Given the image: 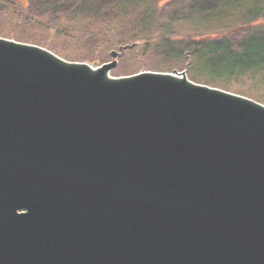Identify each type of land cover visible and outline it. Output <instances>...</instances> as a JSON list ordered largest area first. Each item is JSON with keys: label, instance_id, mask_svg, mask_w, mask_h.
Segmentation results:
<instances>
[{"label": "water", "instance_id": "1", "mask_svg": "<svg viewBox=\"0 0 264 264\" xmlns=\"http://www.w3.org/2000/svg\"><path fill=\"white\" fill-rule=\"evenodd\" d=\"M0 37V264H264V104L185 71L114 77Z\"/></svg>", "mask_w": 264, "mask_h": 264}, {"label": "rangeland", "instance_id": "2", "mask_svg": "<svg viewBox=\"0 0 264 264\" xmlns=\"http://www.w3.org/2000/svg\"><path fill=\"white\" fill-rule=\"evenodd\" d=\"M24 10L26 4L22 7L17 0H0V37L39 45L67 60L94 67L110 62L112 51L136 44L121 52L112 76L185 71L196 83L264 104V82L259 73L231 75L224 64L217 68L208 64L213 57L235 51L237 45L242 49L246 37L264 36V0H136L128 11H121L127 19L114 35L106 36L102 44L88 46L55 28L20 25L18 11ZM238 31L242 35L230 39L228 34ZM215 41L221 44L218 50L212 47Z\"/></svg>", "mask_w": 264, "mask_h": 264}, {"label": "trees", "instance_id": "3", "mask_svg": "<svg viewBox=\"0 0 264 264\" xmlns=\"http://www.w3.org/2000/svg\"><path fill=\"white\" fill-rule=\"evenodd\" d=\"M17 1L22 7L26 4V10L18 11L20 25L55 28L59 34L71 36L87 46L102 44L106 36L114 35L118 25L124 24V20L127 19L121 11L123 9L128 11L136 2V0ZM240 35L242 32L239 31L228 34L230 39H237L236 37ZM220 45L219 41H215L212 47L218 50ZM162 46L169 47L166 43ZM208 64L212 68L224 64V70L231 75L236 72L259 73L264 82V36H254L252 39L246 37L242 49L237 45L235 51L213 57Z\"/></svg>", "mask_w": 264, "mask_h": 264}]
</instances>
